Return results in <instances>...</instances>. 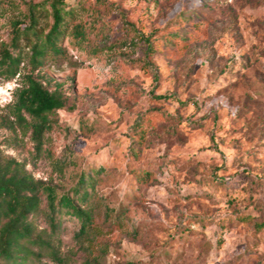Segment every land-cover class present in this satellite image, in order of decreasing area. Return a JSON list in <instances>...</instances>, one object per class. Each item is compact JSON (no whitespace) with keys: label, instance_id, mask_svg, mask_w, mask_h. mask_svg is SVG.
Segmentation results:
<instances>
[{"label":"rangeland","instance_id":"374dc122","mask_svg":"<svg viewBox=\"0 0 264 264\" xmlns=\"http://www.w3.org/2000/svg\"><path fill=\"white\" fill-rule=\"evenodd\" d=\"M40 1L0 0V46ZM64 1L61 53L31 71L32 37L18 38L16 74L0 72V116L11 119L25 72L58 86L65 106L41 154L15 125H0V154L60 190L102 169L82 205L87 237L74 238L72 218L50 235L43 197L34 232L65 264H264V0ZM49 24L39 17L36 32ZM148 44L156 79L138 63ZM28 264L54 263L42 253Z\"/></svg>","mask_w":264,"mask_h":264},{"label":"trees","instance_id":"16d2710c","mask_svg":"<svg viewBox=\"0 0 264 264\" xmlns=\"http://www.w3.org/2000/svg\"><path fill=\"white\" fill-rule=\"evenodd\" d=\"M70 13L64 0H41L37 4H27L25 14L27 24L24 21L18 22L13 28L8 45L0 46V72L6 77L16 74L22 59V53L16 44L20 36L32 37L29 45L31 71L45 58L60 54L59 40L65 33L66 20ZM45 15L50 17V24L47 31L39 35L35 30V24L39 17ZM71 33L75 37L83 35L76 25L73 26ZM153 51L152 44H148L145 57L138 60V63L140 68L147 70L152 78L156 79L157 69L147 56ZM64 106L65 97L58 86L50 90L32 76L31 72H25L8 105L11 119L0 116V125L7 128L14 125L27 126L33 142V155L37 156L43 150L44 132L51 127L50 116ZM140 122V118L136 117L131 127L142 138ZM101 169L97 167L88 172L80 170L74 182L66 189L60 190L55 184L34 178L21 162L0 154V264H28L42 253L54 264H65L50 239L34 232L31 217L39 209L43 197L45 201L43 213L50 235H55L59 231L64 219L72 218L77 222L74 238L79 240L87 237L91 232V214L82 205L88 201ZM58 171H61V168H58ZM82 264L99 262L95 258H85Z\"/></svg>","mask_w":264,"mask_h":264}]
</instances>
